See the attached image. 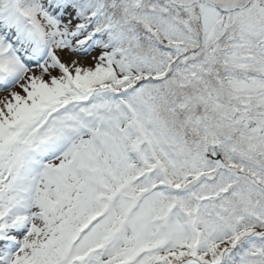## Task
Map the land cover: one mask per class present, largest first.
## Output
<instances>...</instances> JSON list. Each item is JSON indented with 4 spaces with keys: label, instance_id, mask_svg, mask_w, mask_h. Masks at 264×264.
<instances>
[{
    "label": "snow or ice",
    "instance_id": "obj_1",
    "mask_svg": "<svg viewBox=\"0 0 264 264\" xmlns=\"http://www.w3.org/2000/svg\"><path fill=\"white\" fill-rule=\"evenodd\" d=\"M0 264H264V0H0Z\"/></svg>",
    "mask_w": 264,
    "mask_h": 264
}]
</instances>
